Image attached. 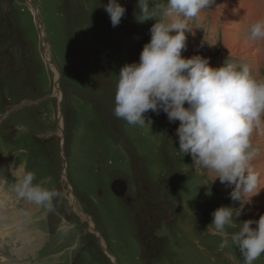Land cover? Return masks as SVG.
I'll use <instances>...</instances> for the list:
<instances>
[{
  "label": "rangeland",
  "instance_id": "obj_1",
  "mask_svg": "<svg viewBox=\"0 0 264 264\" xmlns=\"http://www.w3.org/2000/svg\"><path fill=\"white\" fill-rule=\"evenodd\" d=\"M244 1L249 7L251 0ZM107 2L0 0V209H9L0 218V264H243L230 236L221 248L222 237L211 225L214 210L239 209L240 203L214 173L177 151L179 122L169 123L163 112L146 113L151 124L144 126L114 116L120 68L138 62L152 24L164 18L143 22L137 0H118L126 13L113 28ZM224 3L216 0L201 11L208 14L207 28L187 20L184 58L206 57L213 68L246 61L222 51ZM260 42L257 80L264 78ZM254 130L257 155L250 167L259 176L264 130ZM29 171L33 183L57 191L52 209L16 191ZM115 179L128 185L122 199L111 191ZM263 208L264 196H253L236 227L226 231L258 220ZM253 264H264V254Z\"/></svg>",
  "mask_w": 264,
  "mask_h": 264
},
{
  "label": "clouds",
  "instance_id": "obj_2",
  "mask_svg": "<svg viewBox=\"0 0 264 264\" xmlns=\"http://www.w3.org/2000/svg\"><path fill=\"white\" fill-rule=\"evenodd\" d=\"M214 3L215 0H166L150 7L148 0H137L143 22L158 14L164 19L153 20L150 40L143 45L138 62L120 68L113 114L133 126L151 124L145 117L149 111L156 115L163 112L169 123L179 122L175 129L177 151L190 156L193 166L214 173V181L218 179L232 188L230 199L240 203L239 209L221 206L211 214V225L222 237L220 247L228 245L230 236L243 264H253L264 254V215L256 221L239 223L235 233L229 234L226 228L236 227L244 205L264 189L250 167L257 155L251 147V137L264 122V81L255 79L247 65L225 62L213 68L206 57L182 56L187 47V20L198 17ZM103 7L111 26H118L126 8L118 0H108ZM169 19L171 22H167ZM247 38L264 40V19L250 25ZM0 177L4 178L2 168ZM34 180V172L25 173L16 191L52 209L57 191ZM234 212L238 213L235 220Z\"/></svg>",
  "mask_w": 264,
  "mask_h": 264
},
{
  "label": "bare ground",
  "instance_id": "obj_3",
  "mask_svg": "<svg viewBox=\"0 0 264 264\" xmlns=\"http://www.w3.org/2000/svg\"><path fill=\"white\" fill-rule=\"evenodd\" d=\"M232 1L233 0H226V2L224 4L225 12H224V15L222 14L224 16V17H222L224 19V21H223L224 22V24H223V43L221 46L222 51H224V52L228 51V53L231 52L233 54L239 53V54L244 55L246 57V60H247L246 65L249 67V69L252 68V70H253V68L255 67V62L257 61L256 60L257 57H255L256 51L254 50L255 47L253 49L252 44L249 43V41L247 40V37H246L247 33L245 31V28H244L243 20H242V18L239 17L236 5ZM215 2H216V0H215ZM247 7H245L244 9H246ZM201 18H202V15H201ZM197 35H199V34H197V32L195 30L193 32L192 37L195 38ZM228 48H229V50H228ZM245 63H246V61H245ZM259 126L262 128V130H264V122H262ZM259 126L257 127V129H259ZM257 134H258V132H257ZM262 153H264V152H262ZM258 182H259V186L261 188H263L264 187V174L258 176ZM258 194H260L263 197L264 196V189H261V191ZM263 210H264V208H263ZM3 213L4 214L9 213V209L7 208L6 204H4L2 206V208L0 209V218L4 215ZM25 240H26V238H25ZM23 251L26 252V249H24ZM12 252H14L13 249L11 250V253ZM15 252L19 253L20 251L17 250Z\"/></svg>",
  "mask_w": 264,
  "mask_h": 264
},
{
  "label": "crops",
  "instance_id": "obj_4",
  "mask_svg": "<svg viewBox=\"0 0 264 264\" xmlns=\"http://www.w3.org/2000/svg\"><path fill=\"white\" fill-rule=\"evenodd\" d=\"M225 2H226V0H224ZM255 1L256 0H252V1H250V4H249V7H247L248 6V1H244V0H233L232 2H234L235 3V5L237 6V8L239 9H237V11H238V14H239V17L240 18H242V20H243V23H244V28H246L247 27V24L248 25H251L252 23H254V22H256L257 21V19L258 20H260V19H264V0H258L256 3H255ZM225 4V3H224ZM245 7H247L246 9H244ZM249 9H250V11H249ZM225 10V9H224ZM248 10V11H247ZM247 11V14L248 15H251L253 18H254V20H252V17H250V16H245V15H243V12H246ZM249 12H250V14H249ZM201 14H202V18H201ZM207 15L208 14H206V13H203V12H201L200 14H199V16H198V18L197 17H195V18H192V19H189V22L188 23H190V24H194L193 23V20H198V21H196V23L194 24V27L196 28H198V29H202L201 28V25L202 26H206L205 28H207ZM244 18V19H243ZM250 20H252V21H250ZM199 23H200V25H199ZM210 24V23H209ZM223 24H224V22L223 23H219V26H221V28H222V32H223ZM210 29H216V24L214 23V24H210ZM198 29L196 30L197 32H199L198 31ZM248 30H249V28H247ZM246 31V30H245ZM246 33H248V31H246ZM247 37V36H246ZM206 38H208V37H206ZM205 37L204 38H202V40L203 41H208V39H206ZM220 39V38H219ZM202 41V42H203ZM253 43H255L256 44V53H257V58H256V62H258L257 63V65H255V67L253 68V77L255 78V79H258V69H259V66H258V64H259V61L262 59V57L260 56V54H262L263 53V50H261L260 49V41H252ZM221 43V42H220ZM249 43H251V42H249ZM252 44V43H251ZM253 46V45H252ZM242 55V54H241ZM229 56V55H228ZM227 56V57H228ZM226 57V58H227ZM234 57V56H233ZM243 56H241V58L239 57V60L241 59V60H244L243 58H242ZM256 57V56H255ZM246 60V59H245ZM256 62H255V64H256ZM263 62V61H262ZM247 64V60H246V63H245V61H243V65H246ZM252 69V68H251ZM263 72H264V70H262ZM260 81H264V78H263V76H261V80Z\"/></svg>",
  "mask_w": 264,
  "mask_h": 264
},
{
  "label": "water",
  "instance_id": "obj_5",
  "mask_svg": "<svg viewBox=\"0 0 264 264\" xmlns=\"http://www.w3.org/2000/svg\"><path fill=\"white\" fill-rule=\"evenodd\" d=\"M111 191L118 197L122 196L126 191V183L120 180L114 181L111 185Z\"/></svg>",
  "mask_w": 264,
  "mask_h": 264
},
{
  "label": "flooded vegetation",
  "instance_id": "obj_6",
  "mask_svg": "<svg viewBox=\"0 0 264 264\" xmlns=\"http://www.w3.org/2000/svg\"><path fill=\"white\" fill-rule=\"evenodd\" d=\"M115 180H120V181H124L125 182L124 179H115ZM127 191H128V185L126 183V191H125V193H123V195L120 196V197H118L116 195L115 196L118 197V199H122L126 195ZM122 202H123V200H122ZM152 221H154V219H152ZM156 240H161V237H156Z\"/></svg>",
  "mask_w": 264,
  "mask_h": 264
}]
</instances>
